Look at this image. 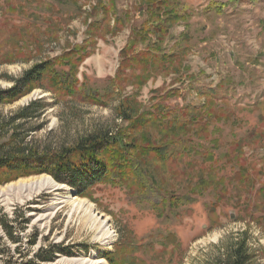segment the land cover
Listing matches in <instances>:
<instances>
[{
  "label": "rangeland",
  "instance_id": "374dc122",
  "mask_svg": "<svg viewBox=\"0 0 264 264\" xmlns=\"http://www.w3.org/2000/svg\"><path fill=\"white\" fill-rule=\"evenodd\" d=\"M140 1L116 0L103 26L98 0H0V88L10 87L34 64L86 43L90 26L100 33L112 28L117 14H133ZM186 1L188 20L173 29L174 36L185 33V41L192 43L181 76L173 69L147 78L141 72L139 79L129 69L116 75L131 33L122 24L93 39V53L78 73L81 83L90 85L121 79L110 100L60 98L45 84L15 103L0 105V144L13 127L17 145L38 151L118 132L127 143L176 142L174 129L165 122L131 126L119 107L134 121L151 117L158 103L163 106L159 110L189 105L192 116H210L208 127L199 123L192 125L194 134L189 132L199 141L204 138L208 154L173 155L163 162L148 157L147 169L156 188L197 196L196 201L166 223L156 212L165 211L163 192H147L133 178L122 185L100 183L89 196H80L46 173L10 180L0 171V264H111L110 259L115 264H216L234 244L244 242L248 263L264 264V0H242L222 13L208 9L215 0ZM41 98L29 108L30 117H20ZM169 148L164 150L169 153ZM86 202L108 223L90 215ZM137 202L154 203L157 209ZM4 222L18 242L6 233ZM169 231L171 237L152 243L158 239L151 241L152 233ZM40 249L43 257L57 253L56 260L42 262Z\"/></svg>",
  "mask_w": 264,
  "mask_h": 264
},
{
  "label": "trees",
  "instance_id": "16d2710c",
  "mask_svg": "<svg viewBox=\"0 0 264 264\" xmlns=\"http://www.w3.org/2000/svg\"><path fill=\"white\" fill-rule=\"evenodd\" d=\"M105 1L107 2L106 5L103 4L104 0H98V9L102 11L104 17L100 23L103 26H107L108 12L114 10L116 4V0ZM240 2L242 0H215L210 3L208 9L222 13L226 8L235 7ZM189 10L186 0H141L133 14L128 11H121L120 14H117L116 25L112 28L105 27V31L100 33L98 29H92L90 26L87 33V38L90 39L86 40V43L71 47L62 56L38 62L21 76L13 78V84L10 87L0 88V105L15 103L35 89L45 88V84H49L52 91H58L60 98L70 97L96 103H104L107 99L110 100V96L120 85L121 79L117 76H115L116 78L109 77L103 84L90 85L85 80V83L84 81L81 83L78 73L81 64L93 53L91 47L95 43L93 39L104 37L109 31L115 32L122 24L130 26L131 33L126 45L120 52L121 64L116 75H124L125 70L129 69L131 72H137L135 79H139L142 77L141 72H146L145 78H147L152 72H165L173 69V71L177 70L176 73L181 76L183 74V59L192 50V43L191 40L185 41L187 40L185 33L179 37L174 36L173 29L179 21L188 20ZM186 76L191 77L193 74L186 73ZM215 88L210 87L209 90L216 91ZM175 91L173 90V92ZM167 93L170 94V92ZM208 97L212 96L209 95ZM43 100L41 98L38 101H33L21 112L20 117H30L32 113H28L29 108L42 103ZM212 101L211 99L209 102ZM206 103L201 106H205ZM160 107L163 108L160 103L156 104L150 113L151 117L146 120L142 118L134 121L131 117L125 116L121 105L119 109L120 114L126 120H131V126L139 124L146 126L149 122L155 126L157 124L163 125L165 122L167 128L174 129V133L177 135L175 137L177 138L176 142L172 139L166 143L159 141L158 144L153 143V145L151 142L148 144L127 143L120 135L121 132H118L111 136H89L81 139L74 146L59 150L38 151L28 149L22 144L17 145L18 135L15 131L17 127H13L6 142L0 144V171L10 175V180L46 173L56 181L69 184L75 188L80 196H89L91 189L100 183L112 181L122 185L129 178H133V181H141L147 192L150 190L161 191L154 186L155 179L148 173L147 158L153 157L163 162L173 155H177L179 158L185 154H193L192 156L203 154V157L206 156L208 152L202 147V145L205 146L204 138L201 137L199 141L190 133H195V127L192 125L203 123V126L208 127L210 116H192L188 108L189 105L181 109L170 107L166 110H159ZM192 110L195 109L192 108ZM196 132L198 133V131ZM163 143L164 145H162ZM175 143L179 145L173 147ZM165 146L171 147L169 153L164 150ZM5 148L7 149L5 150ZM161 192L164 194L165 211L162 214L159 210L156 212H158L160 222L166 223L172 221L177 213L180 214L184 206L193 204L197 197L187 193L180 194L179 191L174 193ZM149 205L150 208L157 209L155 204L151 202H144L142 206L149 207ZM2 225L11 240L18 242L13 236L12 227L5 222ZM172 235L173 232L170 231L152 233L151 241L154 237H158V239L153 240L152 243L162 241L165 237ZM44 251V249H40L38 254V258L42 262L56 260L57 253L53 251V255L43 257L41 253ZM60 252L72 255V252L66 249H61ZM249 258L245 242L243 244L238 243L232 246L226 256L218 259L216 264H249ZM110 261L111 264H115L112 259Z\"/></svg>",
  "mask_w": 264,
  "mask_h": 264
},
{
  "label": "bare ground",
  "instance_id": "6f19581e",
  "mask_svg": "<svg viewBox=\"0 0 264 264\" xmlns=\"http://www.w3.org/2000/svg\"><path fill=\"white\" fill-rule=\"evenodd\" d=\"M82 201H84V200H82ZM86 204H87V210L89 211L90 215H95L98 218H100L101 221H102V224H104V225L108 223V219L107 218L106 219H103L104 216H102V215L99 216L100 213L99 212L97 213L96 208L94 207V205H92L91 203L88 204L87 202L84 205H86Z\"/></svg>",
  "mask_w": 264,
  "mask_h": 264
},
{
  "label": "water",
  "instance_id": "95a60500",
  "mask_svg": "<svg viewBox=\"0 0 264 264\" xmlns=\"http://www.w3.org/2000/svg\"><path fill=\"white\" fill-rule=\"evenodd\" d=\"M72 196H73V197L76 196V192H75V191L72 193Z\"/></svg>",
  "mask_w": 264,
  "mask_h": 264
}]
</instances>
